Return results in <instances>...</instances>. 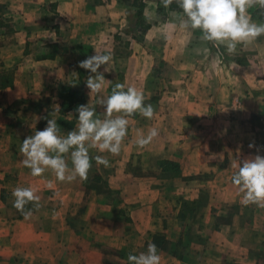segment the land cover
<instances>
[{
    "label": "crops",
    "instance_id": "1",
    "mask_svg": "<svg viewBox=\"0 0 264 264\" xmlns=\"http://www.w3.org/2000/svg\"><path fill=\"white\" fill-rule=\"evenodd\" d=\"M144 1L149 27L135 39L129 0H0V264H129L154 235L166 240L156 244L160 264H264V207L242 203L231 179V163L264 156V36L228 55L179 28L181 10ZM254 9L247 14L262 23ZM96 50L111 55L98 70L100 96L116 83L134 86L154 116L128 117L119 155L91 150L110 166L93 159L87 180L60 182L51 170L34 177L19 147L45 117L66 135L76 108L95 104L86 86L95 74L80 62ZM63 85L80 90L82 103L65 101ZM153 127L158 135L138 147ZM17 186L40 196L27 217L13 206Z\"/></svg>",
    "mask_w": 264,
    "mask_h": 264
},
{
    "label": "clouds",
    "instance_id": "2",
    "mask_svg": "<svg viewBox=\"0 0 264 264\" xmlns=\"http://www.w3.org/2000/svg\"><path fill=\"white\" fill-rule=\"evenodd\" d=\"M174 3L182 10V14L177 13L173 17L179 28L199 30L202 41L210 42L217 49L223 46L228 55H235L238 45L247 46L264 36V23L253 21L247 14V9L251 7L258 5L264 8V0H160L165 9H170ZM153 18L154 15H146L149 22ZM164 35L167 38V34ZM110 60V54L96 50L94 55L80 62L81 68L95 74L88 76L86 86L90 94L96 93L98 98L95 104H81L76 108L78 123L75 128L66 135L62 134L57 119L45 117L46 126L23 139L19 152L23 156V166L30 169L32 176L39 177L51 170L60 182L70 183L77 178L87 180L93 159L97 164L110 166L106 156L93 157L91 150L119 155L128 135V117L139 113L144 118H153L154 107L145 104L144 92L134 86L116 83L110 95L100 96L105 76L98 70ZM97 105L105 109L104 118L97 115ZM53 112H60L58 105ZM157 135L158 129L150 128L146 136L139 134L135 143L138 147H145ZM231 166L238 169L231 179L243 194L242 203L264 207V156L257 154L253 158L231 163ZM52 187L49 182L48 188ZM37 191L32 186H17L12 190L15 198L13 206L25 217L31 214L30 209L26 210L27 205L40 207ZM160 261L157 245L153 242L148 243L146 252L128 255L129 264H160Z\"/></svg>",
    "mask_w": 264,
    "mask_h": 264
},
{
    "label": "trees",
    "instance_id": "3",
    "mask_svg": "<svg viewBox=\"0 0 264 264\" xmlns=\"http://www.w3.org/2000/svg\"><path fill=\"white\" fill-rule=\"evenodd\" d=\"M129 4L130 6L134 8H133V11H130V10L127 11L128 31L131 33L133 38L141 39L142 34L149 27V24L145 23L144 18H143V10L145 7V1L144 0H132L130 1ZM170 8L178 9L175 3L172 4ZM159 9L162 10L163 6H160ZM178 10H181V9H178ZM61 93L65 101L68 102L72 100V102L76 104L75 106H78V104L82 103V99H83L82 92L78 89L63 85L61 86ZM162 164H164V162ZM167 164L169 165L170 168L177 171L178 165L176 163L167 162ZM183 205L185 206V208H187L189 212L192 211L191 205H189L188 202H183ZM152 242L159 246H163L166 243V240L161 236L154 235L152 237Z\"/></svg>",
    "mask_w": 264,
    "mask_h": 264
},
{
    "label": "rangeland",
    "instance_id": "4",
    "mask_svg": "<svg viewBox=\"0 0 264 264\" xmlns=\"http://www.w3.org/2000/svg\"><path fill=\"white\" fill-rule=\"evenodd\" d=\"M130 1H132V0H129V3H130ZM160 6H162V5H160ZM159 6V7H160ZM252 8H256V9H254V13H255V16H257L258 18H259V20L262 22V23H264V8H260L258 5L257 6H254V7H252ZM131 193V192H130ZM205 196V195H204ZM203 198H205V197H203ZM189 212V211H188ZM190 213V212H189Z\"/></svg>",
    "mask_w": 264,
    "mask_h": 264
},
{
    "label": "built area",
    "instance_id": "5",
    "mask_svg": "<svg viewBox=\"0 0 264 264\" xmlns=\"http://www.w3.org/2000/svg\"><path fill=\"white\" fill-rule=\"evenodd\" d=\"M263 130H264V128H263Z\"/></svg>",
    "mask_w": 264,
    "mask_h": 264
}]
</instances>
